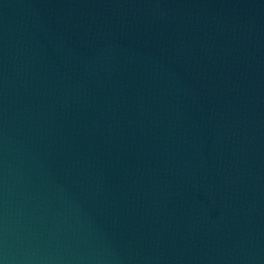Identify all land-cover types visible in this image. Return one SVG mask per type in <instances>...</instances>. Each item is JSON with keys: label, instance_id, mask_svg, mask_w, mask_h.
<instances>
[{"label": "water", "instance_id": "1", "mask_svg": "<svg viewBox=\"0 0 264 264\" xmlns=\"http://www.w3.org/2000/svg\"><path fill=\"white\" fill-rule=\"evenodd\" d=\"M0 264H264V0H0Z\"/></svg>", "mask_w": 264, "mask_h": 264}]
</instances>
